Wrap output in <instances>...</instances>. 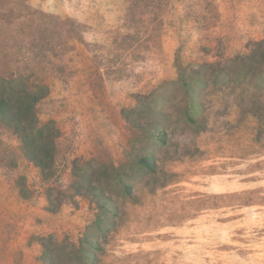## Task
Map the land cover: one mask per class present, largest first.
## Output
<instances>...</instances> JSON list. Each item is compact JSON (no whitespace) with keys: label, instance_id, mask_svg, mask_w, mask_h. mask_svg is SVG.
Here are the masks:
<instances>
[{"label":"rangeland","instance_id":"1","mask_svg":"<svg viewBox=\"0 0 264 264\" xmlns=\"http://www.w3.org/2000/svg\"><path fill=\"white\" fill-rule=\"evenodd\" d=\"M257 44L264 0H0V76L46 84L37 114L60 130L43 180L0 124V264H40L43 235L78 242L95 208L70 195L72 164L125 162L135 133L121 110L136 97L177 80V64L212 79L203 66ZM235 91H203L204 131L172 124L158 180L136 176L98 264H264V135ZM167 92L180 108L178 88Z\"/></svg>","mask_w":264,"mask_h":264},{"label":"trees","instance_id":"2","mask_svg":"<svg viewBox=\"0 0 264 264\" xmlns=\"http://www.w3.org/2000/svg\"><path fill=\"white\" fill-rule=\"evenodd\" d=\"M203 67L211 71L212 79L203 70L192 74L177 64V80L161 83L148 95L136 97L134 107L121 110L123 119L135 133L128 142L124 163L77 160L72 164L70 195L88 197L94 204V217L76 244L67 237L58 240L53 234L41 236L40 264L99 263L103 245L121 225L122 202L135 199L136 176L158 180L156 150L170 145L168 132L172 124L179 122L182 127L184 124L194 134L206 129L202 98L209 86L217 91L236 90L237 106L243 113L257 118V138L264 135V44H257L248 56L237 57L229 64ZM172 85L181 93L182 105L178 109L167 92ZM47 92L44 83L28 84L21 76H0V124L17 136L23 156L38 168L43 180L55 174L60 135L53 119L42 122L37 114V104ZM19 185L21 196L25 197L24 183ZM51 192L47 189V197Z\"/></svg>","mask_w":264,"mask_h":264}]
</instances>
